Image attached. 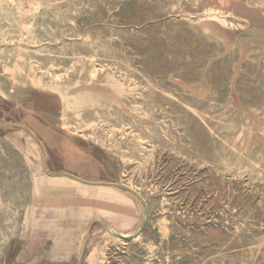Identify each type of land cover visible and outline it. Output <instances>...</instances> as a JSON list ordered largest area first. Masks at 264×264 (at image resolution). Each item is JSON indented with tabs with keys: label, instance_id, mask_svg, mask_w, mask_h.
<instances>
[{
	"label": "rangeland",
	"instance_id": "obj_1",
	"mask_svg": "<svg viewBox=\"0 0 264 264\" xmlns=\"http://www.w3.org/2000/svg\"><path fill=\"white\" fill-rule=\"evenodd\" d=\"M245 15L264 0H0V264H77L89 228L81 264H264V41ZM62 172L136 190L140 238L98 222L135 234L136 194Z\"/></svg>",
	"mask_w": 264,
	"mask_h": 264
},
{
	"label": "bare ground",
	"instance_id": "obj_2",
	"mask_svg": "<svg viewBox=\"0 0 264 264\" xmlns=\"http://www.w3.org/2000/svg\"><path fill=\"white\" fill-rule=\"evenodd\" d=\"M51 1H52V0H51ZM60 1H62V0H60ZM63 1H64V0H63ZM202 1H203V0H202ZM72 3H73V1H72ZM48 4H49V3H48ZM45 5H46V4H45ZM74 5H75V4H74ZM35 7H36V6H35ZM35 7H34V8H35ZM66 9H67V8H66ZM36 10H37V9H36ZM75 10H76V9H75ZM75 10H74V12L79 11V10H77V11H75ZM38 11H39V10H38ZM59 11H60V10H59ZM68 11H70V10H68ZM68 11H67V12H68ZM26 12H27V11H26ZM68 14H69V13H68ZM64 15H65V13H64ZM69 15H70V14H69ZM208 15H209V14H208ZM17 16H18V14H17ZM56 16H57V15H56ZM56 16H55V17H56ZM245 16L248 18V22H249L251 25L254 26V30L258 32V37H259L258 40H262V41H264V16H251V15H245ZM4 17H5V16H4ZM4 17H3V18H4ZM10 17H11V16H10ZM12 17H13V16H12ZM6 18L9 19V16L6 17ZM68 18H69V17H68ZM74 18H75V17H74ZM74 18H73V19H74ZM12 19H13V18H12ZM9 20H10V19H9ZM9 20H8V22H9ZM61 21H62V20H61ZM12 24H13V23H12ZM57 24H58V23H57ZM0 25H2V24H0ZM31 26H32V25H31ZM50 26H51V25H50ZM56 26H57V25H56ZM57 27H58V26H57ZM60 28L62 29V26H61V25H60ZM65 28H66V27H65ZM2 29H3V28H2ZM61 29H60V30H61ZM40 30H41V27H40ZM57 30H59V29H57ZM57 30H54V31H57ZM60 30H59V31H60ZM259 30H260V31H259ZM43 31H44V30H43ZM52 31H53V30H52ZM61 32H62V31H61ZM0 33H1V32H0ZM72 33H73V32H72ZM39 34H40V33H39ZM63 34H64V33H63ZM69 34H71V33L69 32ZM69 34H68V35H69ZM37 35H38V34H37ZM72 35H73V34H72ZM72 35H69V36H72ZM81 35H82V33H81ZM41 36H42V35H41ZM41 36H40V37H41ZM64 36H65V35H64ZM38 37H39V35H38ZM42 37L46 38L45 36H42ZM53 37H54V36H53ZM85 39H86V38H85ZM46 40H47V38H46ZM48 40H49V39H48ZM48 40H47V41H48ZM42 41H43V40H42ZM44 41H45V40H44ZM11 42H12V41H11ZM19 43H20V42H19ZM78 44H79V43H78ZM81 44H82V43H81ZM81 44H80V45H81ZM72 45H73V44H72ZM76 45H77V44H76ZM62 46H63V45H62ZM62 46H60V47H62ZM74 46H75V45H74ZM82 46H84V45H82ZM105 46H106V45H105ZM51 47H52V46H51ZM51 47H50V48H51ZM77 47H78V46H77ZM45 48H46V47H45ZM52 48H53V47H52ZM62 48H63V47H62ZM70 48H71V47H70ZM47 49H49V48H46V50H47ZM56 49H57V48H56ZM73 49H74V48H73ZM8 50H9V48H8ZM11 50H12V49H11ZM42 50H43V49H41V51H42ZM49 50L54 51V49H49ZM65 50H66V49H65ZM76 50H77V48H76ZM79 50H80V49H79ZM101 50H102V49H101ZM4 51H5V50H4ZM13 51H14V50H13ZM52 51H51V53L54 54V52H52ZM55 51H56V50H55ZM60 51H61V49H60ZM63 51H64V50H63ZM15 52H16V51H15ZM15 52H13V55H14ZM17 52H18V51H17ZM42 52H45V50L42 51ZM46 52H47V51H46ZM48 52H49V51H48ZM66 52H67V51H66ZM74 52H75V51H74ZM5 53H6V52H5ZM33 53H34V52H33ZM62 53H63V52H61V54H62ZM79 53H81V50L79 51ZM30 54H31V53H30ZM47 54H49V53H46V55H47ZM4 55H5V54H4ZM35 55H36V52H35ZM31 56H32V55H31ZM37 56H38V55H37ZM39 56H40V55H39ZM42 56H43V54H42ZM42 56H41V57H42ZM56 56H57V55H56ZM66 56H68V54H67ZM75 56H76V55H75ZM78 56H79V54H78ZM83 56H85V55H83ZM46 57H47V56H46ZM88 57H90V56H88ZM92 57H93V56H92ZM96 57H97V56H96ZM96 57H95V59H96ZM106 57H107V56H106ZM3 58H4V57H3ZM3 58H1V59H3ZM48 58H49V57H48ZM48 58H47V59H48ZM93 58H94V57H93ZM99 58H101V57H99ZM108 58H109V57H108ZM1 59H0V60H1ZM39 59H40V58H39ZM44 59L47 60L46 58H44ZM55 59H56V58L53 57V63H54ZM84 59H85V58H84ZM86 59H87V58H86ZM89 59H91V58H89ZM114 59H115V58H114ZM114 59H113V60H114ZM118 59H119V58H118ZM82 60H83V59H82ZM122 60H123V62H124V59H123V58H122ZM122 60H121V61H122ZM2 61H3V60H2ZM15 61H16V60H15ZM36 61H37V60H36ZM61 61H62V60H61ZM86 61H87V60H86ZM91 61H92V60H91ZM0 62H1V61H0ZM37 62H38V61H37ZM42 62H43V60H42ZM47 62H49V61H47ZM78 62H79V61H78ZM98 62H99V61H98ZM106 62H108V61H106ZM43 63H44V62H43ZM43 63H42V64H43ZM53 63H52V64H53ZM62 63H63V62H62ZM92 63H93V62H92ZM113 63H114V62H113ZM113 63H112V65H113ZM15 64H16V63H15ZM49 64H50V63H49ZM55 64H56V63H55ZM55 64H54V65H55ZM129 64H130V63H129ZM50 65H51V64H50ZM54 65L52 66V68L54 67ZM101 65H102V63H101ZM109 65H110V64H109ZM114 65L116 66V64H114ZM39 66H40V65H39ZM41 66H43V65H41ZM56 66H57V65H56ZM59 66H60V65H59ZM90 66H91V65H90ZM94 66H95V65H94ZM110 67H111V66H110ZM110 67H109V68H110ZM118 67H119V66H118ZM48 68H49V67H48ZM48 68H47V69H48ZM59 68H60V67H59ZM103 68H104V67H103ZM41 69H42V68H41ZM43 69H44V68H43ZM43 69H42V70H43ZM47 69L45 68L46 71H47ZM57 69H58V68H57ZM69 69H70V68H69ZM98 69H99V68H98ZM45 70H43V71H45ZM49 70H50V69H49ZM49 70H48V71H49ZM100 70H101V69H100ZM4 72H5V71H4ZM65 72H66V70H65ZM101 72H102V71H101ZM89 73H90L92 76H95L96 73H98V72H96V70H90ZM102 73H103V72H102ZM139 73H140V72H139ZM46 74H48V73L46 72ZM53 74H55V73L52 72L50 75H53ZM59 74H60V73H58V74L56 75V77H53V78L50 80L52 85L56 86V85H58V84H60V83L65 82V76H64V75L62 76V75H59ZM124 74H125V72H124ZM39 75H41V74H39ZM68 75H69V74H68ZM97 75H98V74H97ZM112 76H113V74H112ZM129 76H130V75H129ZM66 78H67V77H66ZM127 78H129V77H127ZM131 78H132V77H131ZM134 78H135V77H134ZM90 79H92V78H90ZM113 79H114V76H113ZM116 79H117V78H116ZM31 80H32V79H31ZM33 80H34V79H33ZM41 81H42L41 78H38V79H37V82H40V83H41ZM87 81H88V80H87ZM91 81H92V80H91ZM147 81H148V80H147ZM2 82H3V81H1V85H2ZM6 83H7V82H6ZM132 83H133V82H132ZM137 83H138V82H137ZM152 83H153V81H152ZM120 84H121V83H120ZM138 84H139V83H138ZM143 84H144V83H143ZM143 84H142V85H143ZM157 84H158V83H157ZM3 85H4V82H3ZM5 85H6V84H5ZM142 85H141V86H142ZM147 85H148V84H147ZM147 85H146V86H147ZM153 85H154V84H153ZM7 86H8V84H7ZM131 86H132V85H131ZM133 86H134V85H133ZM143 86H144V85H143ZM125 87H126V86H125ZM148 87H150V86H148ZM148 87H146V88H148ZM123 88H124V87H123ZM128 88H129V87H128ZM130 88H132V87H130ZM137 88H138V87H137ZM144 88H145V87H144ZM154 88H155V87H154ZM10 89H11V88H10ZM126 89H127V88H126ZM126 89H125V90H126ZM150 89L152 90V88H150ZM150 89H149V92L151 91ZM12 90H13V89H12ZM160 90H161V89H160ZM137 91H138V90H137ZM161 91H162V90H161ZM163 91H164V90H163ZM163 91H162V92H163ZM1 92H2V91H1ZM4 92H5V91H4ZM4 92H3V94H4ZM139 92H140V91H139ZM141 92H142V91H141ZM165 92H166V90H165ZM165 92H164V93H165ZM5 93H7V92H5ZM146 93H147V92H146ZM86 94H87V93H86ZM137 94H138V93H137ZM155 94H156V93H155ZM159 94H160V93H159ZM161 94H162V93H161ZM161 94H160V96H161ZM166 94H168V93H166ZM141 95L143 96V94H141ZM145 95L147 96V94H144V96H145ZM150 95H153V94L150 93L149 96H150ZM162 95H163V94H162ZM5 96H7V95H5ZM153 96H154V95H153ZM165 97H166V96H165ZM223 97H224V96H223ZM223 97H222V99H223ZM6 98H7V97H6ZM8 98H9V97H8ZM224 98H225V97H224ZM130 99H131V98H130ZM144 99H145V98H144ZM150 99H151V97H150ZM162 99H163V98H162ZM192 99H193V101H194V98H192ZM126 100H127V99H126ZM126 100H125V102L130 101V100H127V101H126ZM132 100H133V99H132ZM135 100H136V99H135ZM217 100H218V99H217ZM219 100H220V98H219ZM219 100H218V101H219ZM224 100H225V99H224ZM224 100H223V102H225ZM137 101H138V100H137ZM143 101H144V100H143ZM143 101H142V102H143ZM146 101H148V99H147ZM149 101H150V100H149ZM133 102H134V101H133ZM180 102H181V101H180ZM221 102H222V101H221ZM223 102H222V103H223ZM226 102H227V99H226ZM129 103H130V102H129ZM129 103L127 102V104H129ZM131 103H132V102H131ZM140 103H141V102H140ZM140 103H139V104H140ZM143 103H145V102H143ZM147 103H149V102H147ZM151 103H152V102H151ZM198 103H199V102H198ZM154 104H155V102L153 103V106H154ZM158 104H159V103H158ZM158 104H157V105H158ZM130 105H131V104H130ZM133 105H134V104H133ZM151 105H152V104H151ZM159 105H162V104L160 103ZM159 105H158V106H159ZM112 106H113V105H112ZM143 106H144V104H143ZM149 106H150V105L148 104V107H149ZM153 106H150L149 108H152ZM144 107H145V106H144ZM146 107H147V106H146ZM154 107H156V106H154ZM162 107H163V106H161V108H162ZM216 107H217V106H216ZM208 109H209V108H208ZM99 110H100V109H99ZM115 110H116V108H115ZM155 110H156V108H155ZM117 111H118V110H117ZM141 111H142V110H141ZM147 111H148V110H147ZM150 111H151V109H150ZM153 111H154V110H153ZM160 111H161V109H160ZM103 112H104V110H103ZM119 112H120V111H119ZM137 112H140V111L137 110ZM144 112H145V111H144ZM144 112H143V113H144ZM151 112H152V111H151ZM96 113H97V111H96ZM101 113H102V112H101ZM101 113H100V114H101ZM109 113H110V111H109ZM109 113H108V114H109ZM120 113H121V112H120ZM122 113H123V112H122ZM122 113H121V114H122ZM148 113H149V112H148ZM180 113H181V112H180ZM202 113H203V112H202ZM110 114H111V113H110ZM110 114H109V115H110ZM136 114H137V113H136ZM141 114H142V113H141ZM146 114H147V112H146ZM98 115H99V114H98ZM103 115L106 116V114H103ZM114 115H115V114H114ZM114 115H113V116H114ZM144 115H145V114H144ZM77 116L80 117L79 114H78ZM115 116H116V115H115ZM119 116L121 117L120 114H119ZM120 117H117V120H119ZM124 117H125V116H123L122 118L124 119ZM127 117H128V116H127ZM127 117H126V118H127ZM178 117H179V115H178ZM103 118H104V117H102V119H103ZM110 118H111V117H110ZM114 118H115V117H114ZM118 118H119V119H118ZM179 118H180V117H179ZM224 118H225V117H224ZM227 118H228V117H227ZM63 119H64V117H63ZM105 119H106V120H105ZM105 119H104L105 121L103 120L104 122L107 121V117H105ZM130 119H131V117H130ZM180 119H181V118H180ZM180 119L178 120V122L181 121ZM220 119H221V118H220ZM241 119H242V118H241ZM93 120H94V119H93ZM99 120H101V119H99ZM99 120H97V121H99ZM112 120L115 121V119H112ZM120 120H122V119H120ZM124 120H125L127 123H129V122H128V118H127V120H126V119H124ZM124 120H123V121H124ZM132 120H133V118H132ZM78 121H79V120H78ZM94 121L97 122L96 120H94ZM114 121H113V123L115 124ZM130 121H131V120H130ZM230 121H231V120H230ZM76 122H77V121H76ZM81 122H82V124L86 125V126L83 125L84 127H87L88 124H89V121H88V120H83V119H81V121H80L79 123H81ZM90 122H91V121H90ZM104 122H103V123H104ZM108 122H109V121H108ZM120 122H121V121H120ZM134 122H135V121H134ZM172 122H175V121H172ZM63 123H64V122H63ZM72 123H73V122H72ZM79 123H78V125L80 126ZM106 123H107V122H106ZM106 123H105V124H106ZM118 123H119V122H118ZM123 123H124V122H122V123H120V124H123ZM135 123H136V122H135ZM135 123H134V124H135ZM148 123H149V122H148ZM188 123H189V122H188ZM188 123H186V124H188ZM17 124L24 125V124H22V123H17ZM82 124H81V127H82ZM95 124H97V123H95ZM109 124H110V123H109ZM109 124H108V125H109ZM130 124H131V126H135L134 124L132 125V123H130ZM130 124H129V125H130ZM175 124H176V123H175ZM186 124H185V125H186ZM190 124H191V123H190ZM190 124H189V125H190ZM224 124H225V123H224ZM230 124H231V123H230ZM230 124H229V125H230ZM71 125H73V124H71ZM74 125H75V124H74ZM116 125H117V124H116ZM123 125H124V124H123ZM125 125L128 126V124H125ZM138 125H140V124H137V126H138ZM148 125H150V124H148ZM148 125H147V126H148ZM13 126H20V125H14V124H13ZM76 126H77V125H76ZM90 126H91V125H90ZM112 126L114 127V125H112ZM118 126H119V125H118ZM120 126L122 127V125H120ZM131 126H130V127H131ZM137 126H135V128H136ZM144 126H145V124H144ZM147 126H145V127H147ZM150 126H151V125H150ZM4 127H5V126H4ZM81 127H80V129H82ZM84 127H83V128H84ZM88 127H89V126H88ZM187 127H188V126H187ZM223 127H224V126H223ZM89 128H90V127H89ZM116 128H117V127H116ZM131 128H132V127H131ZM140 128H141V127H140ZM148 128H149V129H150V128L152 129V127H147V130H148ZM153 128L155 129L156 127L153 126ZM229 128H230V127H229ZM75 129H76V128H75ZM78 129H79V128H78ZM119 129H120V127H119ZM136 129H138V127H137ZM141 129H142V128H141ZM156 129H157V128H156ZM186 129H187V128H186ZM235 129H236V128H235ZM139 130H140V129H139ZM168 130H169V128H168ZM221 130H222V128H221ZM227 130H228V129H227ZM227 130H226V131H227ZM110 131H111V130H110ZM151 131H152V130H150L149 132H151ZM157 131H158V129H157ZM187 131H188V129H187ZM218 131H219V130H217V132H218ZM33 132H34V131H33ZM118 132H119V131H118ZM139 132H140V131H139ZM149 132H148V133H149ZM214 132H215V130H214ZM222 132H223V131H222ZM34 133H35V132H34ZM133 133H137V132H133ZM141 133H142V132H141ZM143 133H144V132H143ZM143 133H142V134H143ZM151 133H152V135H153V131H152ZM155 133H156V132H155ZM162 133H164V132H162ZM35 134H36V133H35ZM75 134H76V133H75ZM137 134H138V133H137ZM142 134H141V135H142ZM144 134H145V133H144ZM214 134H215V133H214ZM152 135H149V136H152ZM172 135H173V134H172ZM189 135H190V134H189ZM215 135H216V134H215ZM36 136H37V134H36ZM138 136H139V135H138ZM157 136H158V135H157ZM190 136H191V135H190ZM259 136H260V135H259ZM131 137H132V136H131ZM145 137H146V136H144V138H145ZM165 137H167L166 134H165ZM187 137H189V136H187ZM139 138H140V137H139ZM155 138H156V137H155ZM175 138H176V136H175ZM261 138H262V137H261ZM141 139H142V138H141ZM153 139H154V138H153ZM153 139H152V140H153ZM161 139H164V138H162V136H161ZM190 139H191V138H190ZM155 140H157V139H155ZM155 140H154V141H155ZM221 140H222V139H221ZM121 141H122V139H121ZM158 141L160 142L161 140H158ZM162 141H163V140H162ZM174 141H177V139H175ZM41 142H42V145H43V146L45 147V149H46V145H45V143H44L42 140H41ZM114 142H115V141H114ZM155 142H156V141H155ZM234 142H235V140H234ZM242 142H243V141H242ZM163 143L165 144L166 142H163ZM163 143H162V145L164 146ZM172 143H173V141H172ZM227 143H229V142H227ZM243 143H244V142H243ZM38 144L40 145L39 142H38ZM118 144H119V143H118ZM151 144L153 145V143H151ZM166 144H167V143H166ZM212 144H213V143H212ZM175 145H176V143H175ZM175 145H174V146H175ZM40 146H41V145H40ZM129 146H130V145H129ZM172 146H173V144H172ZM240 146H241V145H240ZM240 146H239V148H240ZM247 146H248V145H246V147H247ZM135 147H136V146H135ZM139 147L141 148V145H140ZM139 147H137V148H139ZM164 147H165V146H164ZM168 147H169V146H168ZM168 147H166V148H168ZM170 147H171V144H170ZM175 147H176V146H175ZM178 147H179V146H178ZM212 147H213V146H212ZM0 148H1V147H0ZM2 148H3V146H2ZM171 148L173 149V147H171ZM171 148H170V149H171ZM176 148H177V147H176ZM221 148H222V147H221ZM221 148H220V149H221ZM258 148H259V147H258ZM258 148H257V149H258ZM131 149H132V148H131ZM172 149H171V150H172ZM255 149H256V148H255ZM257 149H256V150H257ZM3 150H4V149H3ZM122 150H123V149H122ZM135 150H136V149H135ZM176 150H177V149H176ZM181 150H182V149H181ZM239 150H241V149H239ZM239 150H238V151H239ZM258 150H259V149H258ZM136 151H137V150H136ZM141 151H142V150H141ZM173 151H174V150H173ZM254 151H255V150H254ZM3 152H4V151H3ZM138 152H140V151H138ZM175 152H176V151H175ZM177 152H178V151H177ZM177 152H176V154H180V153H177ZM180 152H183V151H180ZM229 152H230V151H229ZM239 152H240V151H239ZM243 152H244V150H243ZM245 152H246V151H245ZM245 152H244V153H245ZM141 153H142V152H141ZM141 153H140V154H141ZM244 153H243V154H244ZM246 153H247V152H246ZM256 153H257V152H256ZM260 153H261V152H260ZM4 154H5V153H4ZM132 154H134V153H132ZM146 154H148V153H146ZM150 154H151V153H150ZM181 154H182V153H181ZM253 154H254V153H253ZM125 155H126V154H125ZM128 155L131 157L130 159L132 160V156H131L130 154H128ZM237 155H238V154H237ZM244 155H245V154H244ZM250 155H251V154H250ZM6 156H7V155H6ZM126 156H127V155H126ZM133 156H134V155H133ZM136 156H137V155H136ZM144 156H145V155H144ZM144 156H143V157H144ZM246 156H247V155H246ZM256 156H257V154H255L254 157H256ZM1 157H2V155H1ZM44 157H45V156H44ZM248 157H250V156H248ZM124 158H125V157H124ZM127 158H128V157H127ZM133 158H134V157H133ZM137 158H138V160H139V157H137ZM146 158H148V155L146 156ZM146 158H144V160H147ZM149 158H150V156H149ZM236 158H237V157H236ZM246 158H247V157H246ZM251 158H252V157H251ZM197 159H198V158H197ZM199 159H200V158H199ZM239 159H240V158H239ZM239 159H237V160H239ZM242 159H243V158H242ZM150 160H151V159H150ZM223 160H224V159H223ZM235 160H236V159H235ZM248 160H249V159H248ZM252 160H253V159H251L250 161H252ZM263 160H264V158H263ZM0 161H1V160H0ZM44 161H45V160H44ZM140 161H141V160H140ZM147 161H148V160H147ZM141 162H144V161H141ZM141 162H140V163H141ZM148 162H149V161H148ZM148 162H147V163H148ZM240 162H243V161L240 160ZM253 162H255V161H253ZM13 163H14V162H13ZM208 163H209V162H208ZM251 163H252V162H251ZM68 164H69L68 162H65V165H66V166H69L70 168L74 169V167H71V166L68 165ZM141 164H142V163H141ZM141 164H140V168H141ZM144 164H145V163H144ZM148 164H149V163H148ZM246 164H247V163H246ZM254 164H255V163H254ZM257 164H258V163H257ZM259 164H261V163H259ZM9 165H11V163H10ZM9 165H8V166H9ZM14 165H15V164H14ZM142 165H143V164H142ZM145 165H146V164H145ZM240 165H242V164H240ZM248 165H249V164H248ZM254 166H255V165H254ZM254 166H253V167H254ZM257 166H260V165H257ZM15 167L17 168V166H15ZM81 167H83V166H81ZM138 167H139V166H138ZM138 167H136V168L138 169ZM251 167H252V165H251ZM4 168H5V167H4ZM11 168H12V167H11ZM13 168H14V167H13ZM140 168H139V169H140ZM143 168H144V167H143ZM244 168H245V167H244ZM263 168H264V167H263ZM7 169H8V167H7ZM17 169H18V168H17ZM20 169H21V168H20ZM11 170H12V169H11ZM255 170H256V169H255ZM9 171H10V170H9ZM135 171H137V170H134V172H135ZM252 171H254V170H252ZM263 171H264V170H263ZM46 172H47V171H46ZM139 172H140V171H139ZM18 174H19V173H18ZM259 174H260V173H259ZM263 174H264V173H263ZM221 176H222V175H221ZM234 176H235V175H234ZM236 177H237V176H236ZM261 177H262V175H261ZM9 178H10V177H9ZM128 178H129V177H128ZM5 179H6V177H5ZM8 181H10V180L8 179ZM19 181H20V180H19ZM4 182H5V181H4ZM10 182H11V181H10ZM10 182H8V183H10ZM6 183H7V182H6ZM138 183H139V182H138ZM135 184H136V182H135ZM13 185H14V184H13ZM7 186H8V185H7ZM5 187H6V186H4V188H5ZM9 187H10V185H9ZM12 187H13V186H12ZM12 187H11V188H12ZM7 188H8V187H7ZM10 191H12V190H9V192H10ZM9 192H7V193H9ZM4 194H5V192H4ZM5 195H6V194H5ZM143 195H144V194H143ZM2 196H3V195H2ZM5 197H6V196H5ZM7 199H8V198H7ZM4 200H5V199H4ZM8 200H9V199H8ZM6 201H7V200H6ZM10 201L12 202V199H11ZM164 202H165V201H164ZM150 211H151V210H150ZM6 213H7V212H6ZM7 214H8V213H7ZM38 214H39V213H36L35 216H37ZM5 216H6V214H5ZM5 220H7V219H5ZM154 222H155V221H154ZM15 223H16V222H15ZM165 223H166V222H165ZM154 225H155V223H154ZM9 226H11V225H9ZM14 226H15V225H14ZM165 226H166V225H165ZM170 227H171V226H170ZM15 228H16V227H15ZM25 228H26V227H25ZM25 228H24V231H26ZM110 228H111L112 230L114 229V227H112L111 225H110ZM105 229H106V228H105ZM111 229L105 231V235H106V236H108V237H109V236H110V237L112 236L111 233H113V232H112ZM15 230H16V229H15ZM166 230H167V229H166ZM248 231H249V230H248ZM3 232H4V231H3ZM25 233H26V232H24V234H25ZM255 233H257V232L255 231ZM9 234H10V233H9ZM165 234H166V233H165ZM178 234H179V233H178ZM257 234L259 235V233H257ZM257 234H255V235H257ZM262 234H263V233H262ZM262 234H261V235H262ZM255 235H254V236H255ZM261 235H260V236H261ZM263 235H264V234H263ZM0 236H1V235H0ZM21 236H22V235H21ZM101 237H102V236H101ZM249 237H251V236H249ZM29 238H31V239H29ZM35 238H36V240H35V242H33V240H34ZM139 238H140V235H137V236H135V237L133 238V240H137V239H139ZM167 238H168V237H167ZM251 238H252V237H251ZM254 238H255V237H254ZM261 238H262V237H261ZM45 239H46L45 234L42 233V232H40V231L32 230L30 233H28V237H27V243H28V244L26 245V248H25V251H24L23 258L25 259V258H27V257H31V256H33V255H37L38 253H40V252L42 251L43 247H44ZM257 239H258V237H257ZM1 240H2V238H1ZM3 240H4V239H3ZM96 240H97V239H96ZM253 241H254V240H253ZM250 242H251V241H250ZM260 242H261V241H260ZM263 242H264V241H263ZM263 242L261 243V245L263 244ZM129 243H130V242H129ZM160 243H161V242H160ZM253 243H256V242H252L251 244H253ZM165 244H166V243H165ZM248 244H249V243H248ZM129 245H131V244H129ZM132 246H133V245H132ZM253 246H254V244H253ZM263 246H264V245H262V247H263ZM128 247H129V246H128ZM128 247H127V248H128ZM166 247H167V246H165V248H166ZM169 247H170V246H169ZM241 247H242V246H241ZM243 247H244V246H243ZM243 247H242V248H243ZM248 247H249V246H248ZM251 247H252V246H251ZM251 247H250V248H251ZM258 247H259V244H258ZM31 248H33V251H34L35 253H32L30 256H29V255H26V253H28V251L31 250ZM137 248H138V247H137ZM172 248L174 249V247H172ZM28 249H29V250H28ZM132 249H133V248H132ZM170 249H171V248H170ZM127 250H128V249H127ZM168 250H169V249H168ZM139 251H140V250H139ZM219 251H220V250H219ZM144 252H145V251H144ZM166 252H167V251H166ZM168 252H169V251H168ZM141 254H142V253H141ZM143 254H144V253H143ZM150 255H151V254H150ZM122 256H125V255H122ZM129 256H130V255H129ZM134 256H135V255H134ZM155 256H156V255H155ZM253 256H254V255H253ZM126 257H127V256H126ZM167 257H169V256H167ZM128 258H129V257H128ZM135 258H136V257H135ZM212 258H215V257H212ZM218 258H219V257H218ZM245 258H246V257H245ZM253 258H254V257H253ZM257 258H258V256H257ZM119 259H120V258H119ZM166 259H167V258H166ZM242 259H243V256H242ZM251 259H252V258H251ZM251 259H250V260H251ZM254 259H255V258H254ZM122 260H123V259H122ZM126 260H127V259H126ZM221 260H223V259H221ZM258 260H259V258H258ZM123 261H124V260H123ZM149 261H150V260H149ZM152 261H153V260H152ZM195 261H196V260H195ZM225 261H226V260H225ZM253 261H254V260H253ZM100 262H101V261H100ZM103 262H104V261H103ZM118 262H119V261H118ZM153 262H154V261H153ZM133 263H134V262H133ZM133 263H132V264H133ZM130 264H131V263H130ZM199 264H200V263H199ZM204 264H205V263H204ZM253 264H255V263H253Z\"/></svg>",
	"mask_w": 264,
	"mask_h": 264
},
{
	"label": "water",
	"instance_id": "obj_3",
	"mask_svg": "<svg viewBox=\"0 0 264 264\" xmlns=\"http://www.w3.org/2000/svg\"><path fill=\"white\" fill-rule=\"evenodd\" d=\"M13 124H14V125H20V126L26 128L25 125H21V124H17V123H12L11 125H13ZM28 130H29V132L32 134V136L37 140V142L40 143L42 149L44 150V152H45V154H46V149H45V147L42 145L41 140L38 139V137L36 136V134H35L31 129H28ZM62 174L67 175V176H69V177H71V178H74L75 180H78V181H80V182H84V183H88V184H104V185H110V186L122 187V188H125V189H127V190L133 192L134 194H136V195L141 199V201L143 202V204H144V206H145V210H146L145 220H144V222H143L141 228H140L135 234L127 235V234H121V233L113 232V235L116 236V237H120V238H122V239H124V240H132L135 236L139 235V234L142 232V230H143V228L145 227L146 222H147V220H148V217H149V211H148V205H147L146 201L144 200V198H143V197H142V196H141L136 190L132 189L131 187L127 186L126 184L109 183V182H94V181H88V180L82 179L81 177H78V176H76V175H74V174H70V173H67V172H62ZM98 222L101 223V224L106 228V230H109L108 226H106L105 223H103V222L100 221V220H99ZM89 231H90V228H89V230H88V234H89ZM88 234H87V236H86L87 238H88ZM87 238H86V240L84 241V244H83V247H82V251H81V255H80V258H79V261H78L77 264H81V262H82V259H83V256H84V250H85V247H86Z\"/></svg>",
	"mask_w": 264,
	"mask_h": 264
},
{
	"label": "crops",
	"instance_id": "obj_4",
	"mask_svg": "<svg viewBox=\"0 0 264 264\" xmlns=\"http://www.w3.org/2000/svg\"><path fill=\"white\" fill-rule=\"evenodd\" d=\"M68 161L70 162L69 165L72 166V167H76V168L79 169V168H81V166H82L81 163H79V164L74 163L75 161H77L76 157L68 158ZM74 172H75V171H74ZM74 174H75L76 176H78V177H79V176L82 177L80 174H76V173H74Z\"/></svg>",
	"mask_w": 264,
	"mask_h": 264
}]
</instances>
